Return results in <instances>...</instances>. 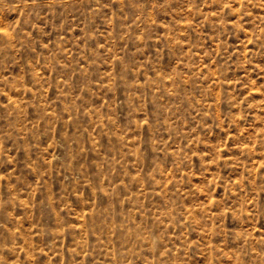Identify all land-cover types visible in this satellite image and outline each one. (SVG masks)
I'll return each instance as SVG.
<instances>
[{"label":"rangeland","instance_id":"rangeland-1","mask_svg":"<svg viewBox=\"0 0 264 264\" xmlns=\"http://www.w3.org/2000/svg\"><path fill=\"white\" fill-rule=\"evenodd\" d=\"M0 264H264V0H0Z\"/></svg>","mask_w":264,"mask_h":264}]
</instances>
